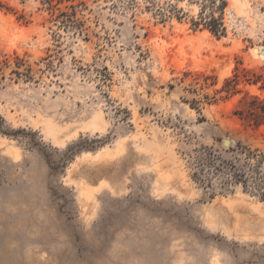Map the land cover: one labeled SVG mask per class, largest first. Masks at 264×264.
Returning a JSON list of instances; mask_svg holds the SVG:
<instances>
[{"label":"rangeland","instance_id":"374dc122","mask_svg":"<svg viewBox=\"0 0 264 264\" xmlns=\"http://www.w3.org/2000/svg\"><path fill=\"white\" fill-rule=\"evenodd\" d=\"M208 1L52 0L77 36L42 0H0V61L34 74L0 71V264H264V201L189 164L229 158L225 139L264 153L237 115L264 98V0H223L219 37L192 25Z\"/></svg>","mask_w":264,"mask_h":264},{"label":"trees","instance_id":"16d2710c","mask_svg":"<svg viewBox=\"0 0 264 264\" xmlns=\"http://www.w3.org/2000/svg\"><path fill=\"white\" fill-rule=\"evenodd\" d=\"M72 0H57V3L70 2ZM152 5V0H146ZM206 11V5L201 7L197 20L192 22L194 27L199 25L207 28L215 36L224 34L225 29L221 19L214 16V10L221 11L225 2L219 0L220 4H215L216 0H209ZM47 10L51 11L50 22H53L58 30L66 33L72 32L73 35H83V21L76 18L75 6H66L64 9H58L56 15L52 10L56 5L52 4V0H42ZM84 7L85 4L79 3ZM149 7V6H147ZM157 15L159 19L164 20L169 16L159 10ZM59 38L60 35L55 36ZM13 65L11 74L18 78L22 77L26 81H33L34 74L32 68L26 64V61L18 56H14L11 60L5 59L0 61V71L4 67ZM53 61L47 60L44 63V69L40 70L43 75L54 73ZM261 79H257L253 84H257ZM231 82V81H229ZM226 82L227 90L231 91L234 86ZM264 83V82H262ZM260 89H264V84L260 85ZM239 118L253 125L260 127L264 125V98L253 97L248 104L247 110L239 112ZM227 151L230 153L229 158H224L211 147H202L195 152L190 158V178L191 180L206 190H214V183L220 185L221 188H229L230 186H240L244 192H249L264 201V153L257 147L251 145H243L237 143L235 148L229 147Z\"/></svg>","mask_w":264,"mask_h":264},{"label":"water","instance_id":"95a60500","mask_svg":"<svg viewBox=\"0 0 264 264\" xmlns=\"http://www.w3.org/2000/svg\"><path fill=\"white\" fill-rule=\"evenodd\" d=\"M255 52H256V50L253 49V53H255ZM260 54L264 55V50L260 51ZM222 144H223V147L229 148L231 146V141L229 139H225Z\"/></svg>","mask_w":264,"mask_h":264},{"label":"bare ground","instance_id":"6f19581e","mask_svg":"<svg viewBox=\"0 0 264 264\" xmlns=\"http://www.w3.org/2000/svg\"><path fill=\"white\" fill-rule=\"evenodd\" d=\"M254 49L256 50L255 53H253V49H252L251 51H252V53H253L255 56L260 55L261 57L264 58V55H261V54H260V51H262L263 49H260L259 47H256V48H254Z\"/></svg>","mask_w":264,"mask_h":264}]
</instances>
